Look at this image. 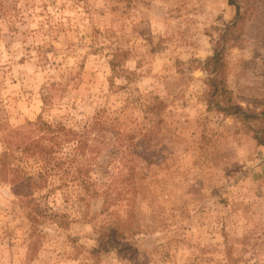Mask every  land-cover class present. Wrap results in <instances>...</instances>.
Returning <instances> with one entry per match:
<instances>
[{"label": "rangeland", "instance_id": "obj_1", "mask_svg": "<svg viewBox=\"0 0 264 264\" xmlns=\"http://www.w3.org/2000/svg\"><path fill=\"white\" fill-rule=\"evenodd\" d=\"M236 4L0 0V125L105 127L89 192L34 160L38 188L0 181V264H264V0ZM222 49L258 119L217 110L204 66ZM19 196L47 215L35 252Z\"/></svg>", "mask_w": 264, "mask_h": 264}, {"label": "trees", "instance_id": "obj_2", "mask_svg": "<svg viewBox=\"0 0 264 264\" xmlns=\"http://www.w3.org/2000/svg\"><path fill=\"white\" fill-rule=\"evenodd\" d=\"M228 3L231 6H236L237 15H239L236 0H228ZM111 64L115 70L118 65L117 60H113ZM204 71L210 76L208 88H210L211 98L215 100L219 112L233 115L245 122L258 119V115L247 112L233 101L232 93L225 85L226 71L223 49L216 51L214 56L206 62ZM43 102L44 105H47L46 97L43 98ZM104 128L100 113L94 115L77 130L61 122L46 121L41 115L36 121L27 122L26 125L19 128H6L4 125H0L5 146L0 155V181L14 188L26 185L38 188L34 183V176L23 165L25 160H34L38 165V179H47L53 168L62 185L76 183L85 192H89V174L94 166L92 162L95 161L96 154L101 152L97 144L99 139H103L101 131ZM257 138L258 142L264 145V140L260 137ZM41 187H44L43 184L39 186V188ZM93 194V196L99 195L96 191ZM19 202L23 209L28 210L27 219L33 229L30 236L32 239L30 251L34 250L35 252L37 249L36 238L39 236L38 227L47 215L43 212L41 204L29 196H21ZM48 217L62 228L69 226L68 221H64L65 214L54 213Z\"/></svg>", "mask_w": 264, "mask_h": 264}]
</instances>
